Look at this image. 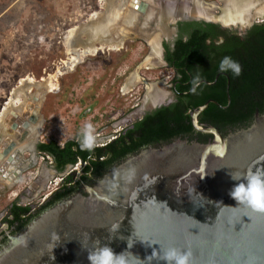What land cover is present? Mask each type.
Segmentation results:
<instances>
[{
    "label": "water",
    "instance_id": "95a60500",
    "mask_svg": "<svg viewBox=\"0 0 264 264\" xmlns=\"http://www.w3.org/2000/svg\"><path fill=\"white\" fill-rule=\"evenodd\" d=\"M262 20L264 0H99L97 15L72 33L68 60L75 68L94 52L118 49L126 40L144 43L149 52L120 92H130L139 76L147 77L151 85H146L144 99L153 102L163 96L160 74H154L160 71L155 68L161 45L178 21L218 24L242 37ZM228 89L229 82V104ZM43 93L42 85L27 83L14 90L0 110V182L6 185L18 183L37 159L26 147L38 140ZM209 103L216 104L206 101L191 118L195 129L213 135L211 141L177 139L142 149L85 186L84 194L44 210L17 234L10 235L4 223L6 207L0 213V234L8 235L0 247V264H90L88 251L97 239L116 254L130 252V264H139L135 257L149 264L146 258L153 251L169 246L190 249L192 264H264V212L238 205L230 195L238 183L231 173L264 170V114L256 113L249 127L222 137L213 127L196 124V116ZM80 165L78 160L69 172ZM45 173L46 180H39ZM62 177L42 164L13 202L38 206ZM150 264L165 262L153 259Z\"/></svg>",
    "mask_w": 264,
    "mask_h": 264
},
{
    "label": "rangeland",
    "instance_id": "374dc122",
    "mask_svg": "<svg viewBox=\"0 0 264 264\" xmlns=\"http://www.w3.org/2000/svg\"><path fill=\"white\" fill-rule=\"evenodd\" d=\"M98 5L99 0H0V110L20 80L39 81L57 69L61 72L56 78L59 90L45 94L38 106L47 122L39 128L40 141L53 138L62 143L84 123L95 128L101 115L111 110L127 113L137 102L141 85L123 95L120 90L149 52L144 43L126 40L119 50L99 51L75 68L68 62L66 41L96 16ZM89 104L91 112L86 111ZM41 167L37 157L18 183L0 182V213L35 180Z\"/></svg>",
    "mask_w": 264,
    "mask_h": 264
},
{
    "label": "trees",
    "instance_id": "16d2710c",
    "mask_svg": "<svg viewBox=\"0 0 264 264\" xmlns=\"http://www.w3.org/2000/svg\"><path fill=\"white\" fill-rule=\"evenodd\" d=\"M176 25L178 34L173 48L170 50L165 45V49L171 65L183 75H186L185 68L192 76L190 86H184L181 90L186 91L200 81H215V84L206 85L201 82L187 100L188 106L174 105L169 109L155 111L151 117H147L134 129L128 130L124 137H118L107 147H95L89 152L81 150L78 140L69 141L63 147L55 142L42 146L53 158L57 168L62 169L67 164L74 165L78 158L83 162H90V156H94L90 165L102 177L112 166L137 154L147 144H169L178 134L191 132L192 127L187 123L188 116L185 113L187 109L197 108L209 99L226 105V77L219 76L215 80L218 65L225 56L237 61L242 72L239 77L225 73L229 79V105L220 108L209 103L203 114L211 117L213 123L231 127L247 126L252 124L256 112L264 114V24L254 25L241 38L221 30L216 24L203 21H183ZM218 38L222 42L215 44ZM170 124L172 127L168 130ZM103 156L106 157L102 158ZM88 167L89 165L85 166ZM75 190L76 186H62L34 210L31 205L22 206L12 202L6 210L4 223L12 230V235L20 233L32 219L72 196ZM0 238L1 247L7 242V238L4 234H0Z\"/></svg>",
    "mask_w": 264,
    "mask_h": 264
},
{
    "label": "flooded vegetation",
    "instance_id": "af4514ba",
    "mask_svg": "<svg viewBox=\"0 0 264 264\" xmlns=\"http://www.w3.org/2000/svg\"><path fill=\"white\" fill-rule=\"evenodd\" d=\"M178 22H183V21H178ZM176 24L174 26L175 32L171 35V37L168 40L162 42L161 52H160V61H159L160 65L155 68V69L160 68L159 69L160 71H157L156 73H154L157 76H159V74H160L158 79H160L161 81L158 83L163 88V96L160 99L153 101V102L145 101L144 97H145V93H146V85L150 84V83H147V81H149L150 78H147V77L142 78L139 76L140 82L138 84L141 85L142 90L138 94L139 96L137 98V102L135 103V105L131 106V108H130L131 110L129 111V113H133V115L128 117L127 114L125 113V110H121V111L117 110L116 113H111L113 111V110H111L110 112H108V114H107L108 116H102L101 115L100 119H96L95 123H94L95 134L98 138V143H97L96 147H98V148L99 147H107L110 143L115 141L118 137H124L128 130L134 129L141 122H143L147 117H151L153 115V113L159 109H163V108L169 109L171 106H174V105H178V107H180L182 105H183V107L188 106L189 104H188L187 100H189L191 97L190 95L193 94L194 88L197 87L201 82H203L206 85L215 84V81H213V82L200 81V82L196 83L195 85L189 87V89L186 91L181 90V88L184 86H187V87L190 86V83H191L190 81L192 80V76L190 73H188V71L185 68H184V71L186 72V75H183L182 73H180L179 69H176L175 67H173L171 65V63L167 60V52L165 49V45H167V48L171 50L173 48L174 41L177 39L178 29H177ZM257 24H264V20H262L260 23H257ZM216 25H218V24H216ZM253 26L254 25H252L251 27H253ZM219 28L221 30H226V29H222L220 26H219ZM235 36H237V35H235ZM237 37H239V36H237ZM221 42H222V39L218 38L215 41V44H220ZM146 69H154V68H146ZM219 76L226 77V85H227V82H229L227 75L225 73H221V72L217 71L215 74V80ZM121 79H123V77ZM153 79H155V78H153ZM206 82H208V84ZM179 88H180V90H179ZM225 90H226V86H225ZM228 91H229V89H228ZM225 99H226V93H225ZM209 100H212V99H209ZM209 100H207V101H209ZM214 102L216 103L214 105H216L217 107H220V108H226V106L229 105L227 103V100H226V105H222L216 101H214ZM92 105L93 104H91V105L89 104V106L86 108V111L91 112L93 109ZM194 109H196V108H194ZM194 109L189 108L185 112L186 115L188 116L187 123L191 124L192 131L189 133L184 132L182 134H178L176 136V138H174L173 140L180 139V140H185L188 142L207 143L213 139L212 134L197 130L193 126V124H192L193 120L191 118V113ZM203 111L196 116L195 120H196L197 126H199L201 128L213 127L214 129H216L219 132V134L222 137H226L229 134H233L236 131H239L241 129H246L251 124L250 123L247 126H235V127L233 126V127H231V126H228L226 124H224V125L219 124L218 122L213 123V120L211 119V117H209L206 114H203ZM256 113H258V112H256ZM35 119L36 118L33 116L32 119H30V122L34 123ZM46 123L47 122L45 119H43V120L41 119V125L42 124L44 125ZM171 127H172V125L170 124L168 127V130L171 129ZM25 128L26 129L23 132L26 135L28 132H30L29 131L30 124L28 123L27 127H25ZM24 133H23L21 138L25 137ZM77 134H78V131L74 132L72 136L64 139L62 143H57L53 138H49L48 140H45V141H40V140L34 141V142H32V144L30 146L26 147V150H28V152L31 151L34 154V156L40 158L41 163L46 168L50 169V171L54 175H62L63 174L62 182L58 185V187H57V189H55V191L60 189L62 186H76V190L73 194H76V193L84 194V187L85 186H91L98 179L101 178V176L98 175V172L94 171L93 166L90 165V162L94 161V156H90V158H89L90 162H87V161L83 162V161H81L80 158H78V160L81 162L82 165H80L78 168L73 169L72 172H69L77 162L74 165H70V164L64 165L62 169H59L54 164L53 158L47 153L46 149H44L42 147V146L47 145L51 142H55L58 146L63 147L69 141H76L77 140ZM166 144L160 143V142L153 144V145L147 144V146H145L142 149L159 147V146L166 145ZM105 157L106 156H103L102 158H105ZM88 165H89V167L85 168V166H88ZM112 165H115V164H112ZM101 172H103V171H101ZM47 175H48V173H45V175H43V176L40 174L39 180H43V179L46 180ZM102 175H104V174H102ZM52 193H50L48 196L44 197L41 201V204H39L38 206H32V209L34 210V209L42 206L48 200V198L51 196ZM11 231L12 230H9V233ZM10 235H12V234L10 233ZM4 236L7 238L8 235L4 234ZM1 239L2 238H0V240Z\"/></svg>",
    "mask_w": 264,
    "mask_h": 264
},
{
    "label": "clouds",
    "instance_id": "9594fccd",
    "mask_svg": "<svg viewBox=\"0 0 264 264\" xmlns=\"http://www.w3.org/2000/svg\"><path fill=\"white\" fill-rule=\"evenodd\" d=\"M218 71L239 77L242 68L230 56H225L218 65ZM77 140L81 150L93 151L98 143L93 124L84 123L78 130ZM231 178L238 182L230 192L231 197L238 205H244L257 212H264V170H248L246 173H231ZM116 229L114 228V231ZM109 239H111V235ZM94 243L95 247L93 250L88 251L90 264H130L129 256H132L130 252L124 251L116 254L111 247L107 244H102L100 240L97 239ZM192 258L190 249L169 246L160 249L159 252L153 251L152 255L146 259L149 261V264L153 259L162 260L165 264H192ZM135 259L139 264H144L139 258L135 257Z\"/></svg>",
    "mask_w": 264,
    "mask_h": 264
},
{
    "label": "bare ground",
    "instance_id": "6f19581e",
    "mask_svg": "<svg viewBox=\"0 0 264 264\" xmlns=\"http://www.w3.org/2000/svg\"><path fill=\"white\" fill-rule=\"evenodd\" d=\"M95 15V14H94ZM97 15V13H96ZM93 17H91L92 19ZM90 19H88L87 21H89ZM71 34V33H70ZM72 35V34H71ZM69 44L68 41H66V44ZM122 46V45H121ZM121 46L118 48V49H113V50H119L121 48ZM97 52H94L93 54L91 55H95ZM67 54H68V46H67ZM68 62H70L68 60ZM71 66H73L71 63H70ZM61 75V72L60 70H56V72L54 74H49L47 75V77H44V78H41L39 81H36L32 78H26V79H22L20 80L19 84H18V87L22 86V85H25L27 83H30V82H34V83H38L40 85H42L43 89H44V93L43 95L41 96L39 102H38V106H40L41 102L43 101V97L45 94L47 93H52L55 91V89L57 88V85H56V78ZM16 90V89H14ZM13 90V91H14ZM9 99V98H8ZM7 99V100H8ZM7 100L5 101V103L7 102ZM5 103L3 104V106L5 105ZM3 106L1 107V109L3 108ZM8 185H11V184H8Z\"/></svg>",
    "mask_w": 264,
    "mask_h": 264
},
{
    "label": "crops",
    "instance_id": "0c3cea01",
    "mask_svg": "<svg viewBox=\"0 0 264 264\" xmlns=\"http://www.w3.org/2000/svg\"><path fill=\"white\" fill-rule=\"evenodd\" d=\"M3 184L6 185L5 183H2V185H3Z\"/></svg>",
    "mask_w": 264,
    "mask_h": 264
}]
</instances>
